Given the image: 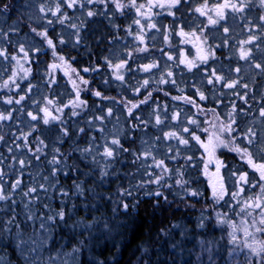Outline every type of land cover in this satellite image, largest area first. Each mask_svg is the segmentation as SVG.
Segmentation results:
<instances>
[{
	"label": "snow or ice",
	"instance_id": "obj_1",
	"mask_svg": "<svg viewBox=\"0 0 264 264\" xmlns=\"http://www.w3.org/2000/svg\"><path fill=\"white\" fill-rule=\"evenodd\" d=\"M256 7L262 14L251 17L249 13ZM201 17L204 20L197 22ZM119 19L127 23H116ZM165 20L169 22L165 23ZM104 25L111 34L104 31ZM57 26L61 28L60 32H55ZM237 26L246 29L247 39L237 42V62L234 64L231 55L222 59L216 56V52L236 46H230L229 41L233 39ZM24 27H27V32H22ZM50 30L55 33V41L49 35ZM121 31L124 36L119 35ZM89 36L94 38L97 46L107 43L108 47L101 50L99 62L91 60L89 67L77 70L72 67V62L76 60L71 55L72 51L83 49L87 56L95 55ZM34 37L40 39V45ZM128 37H131V43ZM173 39L178 41L175 46ZM217 40L220 42L216 43ZM161 41L169 49L168 52L156 47ZM187 45L195 48L196 54L192 58L183 51ZM262 45L264 0H219L211 7L207 0L195 5L193 0H21L14 9L0 0V72L7 74V79L0 82V88L9 92L13 88L17 90L14 95L4 96L3 103L11 110L0 111V123L13 121V113L23 109L22 102L30 100L36 106L35 113H26L30 118L26 125L28 131L18 128V134H12L13 146L7 147L11 155L5 157L0 153V203L7 205L0 210V216L7 217L0 220V245L13 244L24 264H84L82 257L85 252L94 250V245L89 248L90 244L107 234L126 232L128 223L120 216L129 214L130 205L124 199L117 203L108 218L94 216L89 221L77 217L72 228H79L84 238L77 240L70 252L64 251L62 246L55 257L49 255L45 259L44 253H51L50 245L56 243V229L76 216L77 205L72 202L73 199L96 197L98 194L88 182L96 181L102 185L110 174H115V165L120 162L121 154L129 153L133 156L132 163L140 165L137 171L143 169L149 180L121 189L124 196H131L134 187L143 188L145 183H154L169 192L176 186L183 193L181 201L200 198L211 203L213 209L226 206L229 212H215L214 216L202 214L196 227L206 232L213 220V228L216 225L226 226L221 231L226 232L227 243L231 245L227 249L231 259H226L224 264H264V83L257 79L264 81ZM58 46L60 51H57ZM9 47L12 52H9ZM65 49H68L67 56L61 54ZM49 51L51 63L41 59ZM171 51H176L177 56L171 55ZM105 52L106 55L103 54ZM239 61H243V66L239 65ZM41 64L44 65L43 84L49 92L53 91V86L60 87L56 73L63 71L70 85L66 102L55 93L51 98L43 95L42 106L40 100L33 99L39 87L31 80L41 75ZM214 64L220 67L212 66ZM33 65H36L35 74ZM80 71L97 74L104 90L91 88L92 81L81 76ZM105 73L111 79L106 78ZM185 73L193 79L185 81ZM141 75L145 78H138ZM22 84L25 86L21 87ZM113 86L120 99L105 94ZM162 86L176 90L179 94L171 96V100L191 106L196 110L193 117L199 114L204 117L203 121L182 113L175 104L169 112L168 104H161L153 97L154 92L163 91ZM202 88L207 89V94ZM218 89L231 93L228 97L230 106H224L228 110L223 117L215 107L203 106L206 102L218 107L222 105L225 93H218ZM187 91L193 94L189 96ZM258 91L259 106L253 111ZM125 92L133 98L128 99ZM82 93L94 98L92 106L82 99ZM164 95L168 97L170 93L164 92ZM97 100L100 103H96ZM237 100L241 102L239 108ZM146 107H152V111L144 119L138 113ZM65 109L69 110L70 117L82 118V114L89 117L84 120L85 127L75 128V140L69 131L72 126L62 119ZM117 112L125 114L126 128L117 130L120 122ZM112 118L116 124L106 131L105 122L110 123ZM201 123L206 126L201 128ZM166 127L168 131H164ZM150 128L160 135H151ZM197 130L203 136L197 134ZM88 131L97 135L87 136ZM136 133L142 134L140 149L130 152L123 146L121 136L125 142L135 143ZM41 136L53 145L52 159L47 161L51 166L49 176H41L45 183L28 187L23 192L25 169L32 165L33 160L39 162L42 155L47 159L44 150L49 145ZM84 136L87 143L80 146L79 139ZM97 136L100 142H97ZM30 137L33 142H30ZM66 141H71L69 148L61 151ZM0 143H7L3 134H0ZM221 149L234 153L243 162L242 167H229L217 155ZM25 155L30 158L25 159ZM73 157L78 163L73 162ZM181 158L183 165L169 168L166 161L179 163ZM5 160L11 163L5 164ZM209 164L214 166L215 172L211 174L214 179L210 182V197H205L202 191L192 187L196 183L195 178L185 179V174L197 171L198 166L203 165L201 174L208 176ZM149 168L153 172H149ZM70 173L75 174L78 181L72 185L74 193L71 196L58 183L61 174L68 176ZM80 176L85 179L79 180ZM9 179L11 183H8ZM169 179L173 180L172 184L167 183ZM18 189L24 198L19 202L14 199ZM49 189L59 193L62 207L53 210L43 205V212L34 213L33 204L39 202V196L33 194ZM146 195L156 198L157 203L153 205L156 209L162 207L161 199L168 207L175 203L169 202L163 191ZM99 198L104 199L103 196ZM68 203H71L70 209H67ZM21 206L22 216L16 211ZM82 206L89 208L88 204ZM135 206L131 205L132 208ZM117 209L124 211L117 214ZM230 213L240 217L239 223L231 218ZM25 228L31 229V236L27 239ZM187 231V226L180 223L161 228L159 235L165 238L164 243L158 249L138 245L140 254L136 256L135 264H181L178 257L186 251L182 241ZM174 233H179L182 241L172 242ZM198 244L196 264H218L219 242L202 236ZM112 259L115 262V257ZM0 264L4 261L0 260ZM88 264L102 262L94 260ZM183 264H192V261L186 260Z\"/></svg>",
	"mask_w": 264,
	"mask_h": 264
},
{
	"label": "trees",
	"instance_id": "obj_2",
	"mask_svg": "<svg viewBox=\"0 0 264 264\" xmlns=\"http://www.w3.org/2000/svg\"><path fill=\"white\" fill-rule=\"evenodd\" d=\"M3 2L7 3L10 8L14 9L15 5L21 2V0H3ZM207 2L208 5L211 6L212 4L219 2V0H207ZM199 3H203V0H193L194 5ZM260 14L262 13L259 11L258 7H256L254 11L249 13L251 17H256ZM12 18L15 19V15H13ZM203 20L204 18L201 17L197 22ZM168 22L169 21L165 20V23ZM116 23L124 25L125 23H127V21L123 19H119L116 21ZM33 26L35 27L36 25ZM103 27L106 33L111 34L110 30L107 28L106 25H104ZM27 31H28L27 27L22 28V32H27ZM60 31L61 28L57 26L55 32H60ZM49 35L55 41L56 39L55 33L50 30ZM96 35L99 36L100 34L96 33ZM119 35L124 36L125 33L121 31ZM34 39H36L37 44L40 45L41 43L40 39L35 37ZM65 39H67V37H65ZM93 39L94 38L92 36H89V43H91L92 51L95 53V55L89 57L87 56V54L84 52L83 49H81L79 52L72 51L71 55L76 57V60L72 62L73 68L77 70H81L84 67H89L91 60H95L96 62H99V58L101 56V50L108 47V45L107 43H104L97 46L93 42ZM159 39L160 38L158 37V40ZM245 39H247L246 29H243L241 26H237L233 34V39L229 41L230 46L232 45H236V46L230 47V49H226L223 52L218 50L216 52V56L223 59L225 56L231 55L233 57V62L235 64L237 62L236 53L238 52L237 42ZM128 42L131 43V37H128ZM219 42H220L219 40L216 41V43ZM177 43L178 41L176 39L172 40V44L174 46ZM156 47L164 48L166 52L169 51L167 46L164 45L162 41L158 43ZM184 49L189 54V56H193V57L195 56L196 54L195 48H193L192 45H187L184 47ZM57 51H60L59 46L57 48ZM9 52H12L11 47H9ZM61 54L67 56L68 49H65L63 52H61ZM103 54L106 55L107 53L105 52ZM41 59L47 61L48 63H51L52 57L50 51L47 56H44ZM161 63H163V61H161ZM209 63L211 64L212 62L210 61ZM239 65L243 66V61H239ZM212 66L217 68L220 67L219 64H214ZM32 67H33V72L35 74L36 65H33ZM182 67L183 66H181V69ZM174 71L176 70L174 69ZM43 72H44V65L41 64L40 65L41 75L36 76V78H32L31 80L33 85H38L39 87V91L36 92V94L33 96V99L40 100L42 106L43 95H48L51 98L53 93H55L58 97L64 99L66 102V99L68 98L67 94L70 91V85L67 84V78L64 77L63 71H57L56 78L60 83V87L56 88L55 86H53L52 92H49L46 86L43 84V78H42ZM80 75L83 76L85 79L92 81L90 85L91 88H98L101 91L104 90L101 87L100 77L97 74H89L80 71ZM105 77L111 79L110 77L107 76L106 73H105ZM138 78L142 79L145 77L141 75ZM2 79H7V74L0 72V82H2ZM183 79L185 81H189L193 79V77L185 73ZM257 79L258 82L264 83V81H259V78ZM24 86H25L24 84L21 85V87ZM181 86L183 87V84H181ZM162 87H163V91L159 93H155V92L153 93V97L159 103L168 104L169 112L173 110V104H175L177 109L182 110V113H187L189 117H193V113L196 111L194 108L188 105H184L183 102L181 101L173 102L171 100V96H176L179 94L176 90L168 86H162ZM14 89L15 88H13L11 92H9L7 89L0 88V111L7 112L11 110V107H5L3 103V98L5 95H14V93L17 91V90L14 91ZM202 90L205 91L207 94L206 88H202ZM141 91L143 92V90ZM164 92H169L170 96L166 97L164 95ZM217 92L225 93L222 105L218 107L214 103L206 102L203 106L205 108L215 107L217 111L220 113V115L223 117L226 111L228 110L224 106L225 105L230 106V101L228 97L231 95V93H229L225 89H218ZM105 94L116 96L117 99H120V97L116 95L115 86H113V88L107 91ZM192 94L193 93L191 91H187V95L191 96ZM124 95L127 96L128 99L133 98L132 95H130L128 92H125ZM140 98L142 99L143 96H141ZM259 98L260 97L258 91L257 103H253V109H252L253 111H255L259 106L258 104ZM82 99H86L89 103V106H92L94 98L90 94L82 93ZM249 102L252 103V101ZM22 103H23V109L22 111H17L13 113L15 117L13 121L0 123V134L5 135L7 139L6 144L0 143V153H2L3 156L5 157L11 155L7 152V147L13 146L12 134L13 133L18 134L17 131L18 128L22 129L23 131H28L26 125L30 118L26 116V113L28 111H33L35 113L36 111V106L32 104L30 100L27 101L26 103L25 102ZM96 103H100V102L97 100ZM240 103H241L240 101L238 100L236 101L238 108L240 107ZM152 107H154V105ZM152 107L143 108V110L140 113H138V115H141L144 119H147L152 111ZM99 114L100 113H97V115ZM116 115L120 117V122L117 125V130L126 128L127 124L125 122V114L121 112H117ZM88 118H89L88 116H83V114H82V118L70 117L69 110L65 109V114L63 115L62 119L66 120L68 124L72 126L70 127L69 131L73 134V140L76 139L75 128L85 127L84 120ZM193 118L199 119L201 122L204 119V117L200 116L199 114H197ZM182 119H183V115H182ZM113 124H116V120L114 118L111 119L110 123L106 121L105 122L106 131L112 129ZM205 126L206 125L201 123V128ZM149 132L151 135H160L159 132H153L151 128L149 129ZM197 134L203 136V134L199 130H197ZM37 135H40V133H37ZM93 135H97V133L93 131L87 132V136H93ZM141 135H142L141 133H136L137 139L135 143L125 142L123 136H121V142L125 148H128L130 150V152L139 151ZM41 138L45 139V143L49 145V147L44 150L47 153V159H45V157L42 155L39 162L33 160L32 165L25 169L24 175L22 177L23 192H26L28 190V187H32L40 183H45V181L41 178V176L44 177L49 176L51 166L48 165L47 161H50L52 159L51 149L53 145L44 136H41ZM30 142H33L31 137H30ZM97 142H100L99 136H97ZM70 143L71 141H66L63 147H61V151H65L66 149H68ZM86 143H87L86 136L81 137L79 139L80 146H84ZM56 146L60 147V145H56ZM197 155H199V153H197ZM217 155L222 160H224L229 165V167H236V168L242 167L243 162L240 161V159L234 153L228 152L226 149L219 150ZM24 158L29 159L30 156L25 155ZM132 161H133V156L131 154L122 153L120 156V162L115 165V174H110L109 177L105 179L102 185H98L96 181L88 182L89 187L93 188L98 195L94 198L90 197L87 200L75 199V198L73 199L72 202H74L77 205L76 216L73 217V219L68 220L66 225H62L56 229V235L54 237L56 243L50 245V247L52 248L51 253L45 251L44 253L45 259H47L49 255L55 257L57 252L61 250L62 246L64 251L70 252L72 247L76 244V241L84 238L83 235H80L79 228H76L75 230H73L72 228V225L75 223V219L77 217L86 218L89 221H91L94 216L98 218L100 217L108 218L112 216L113 210L116 209L117 203L121 201V199H124V201L129 203L130 205L129 214L127 216H120L121 220H125L128 223V228L126 232H121L120 234H116V233L107 234L106 236H102L101 239H99L98 241H94L93 244H90L89 248H93L94 245V250L85 252L84 256L82 257V259L84 260V264H88L89 261H94V260H99L102 262V264H135L136 256L140 254L137 251L138 245L155 247L158 249L160 245L165 241V238L159 235V230L161 228H168L173 223H180L181 225H186L188 229V231L185 233V238L183 239V241L179 233L173 234L174 240L172 242L182 241L183 248L186 249V251H184L183 254L180 257H178L181 264H183V262L186 260H190L192 261V264H196V254L199 252L198 241L202 236L207 237L210 241L213 238H215L219 242V247L217 250L218 264H224L226 259L230 260L231 258L228 256L227 249L230 248L231 245L227 243L226 232L221 231V228H226V226L216 225L215 228H213V224L215 223L213 220L211 224H208V230L206 232H201V230L196 227L197 220L202 214L204 216H214L215 212H219V211L229 212V209L226 206L225 207L217 206L215 209H213L211 203L207 202L205 199H200V198H196V199L185 198L183 201H181L180 197L183 196V193L180 192L176 186H174L172 191L169 192L166 189L158 188L157 185L154 183L152 184L145 183L143 188L134 187L132 188L131 196H124L123 193L120 191L121 189H128L130 185H138L142 180L143 181L149 180V176L143 174V169H140V172L137 171V169L140 167L139 163L137 162V164L134 165ZM73 162L78 163L75 157H73ZM166 162L168 163L169 168L179 167L183 165L182 158L179 160V163L175 161H171V162L166 161ZM9 163H11L10 160H5V164H9ZM149 163H151V161H149ZM79 166L81 168H84L82 164H80ZM202 169H203V165H199L197 171H191L190 173H186L185 179L195 178L196 183H194L192 187L197 188L199 191H202L205 197H210V191H211L210 183L207 176L201 174ZM84 170L88 171V169H84ZM148 171L153 172V169L149 168ZM155 171L158 173V170ZM129 174H134V175H129ZM84 179H85L84 176L79 177V180H84ZM74 181L78 182L75 174L70 173L68 176H64L61 174L59 176L58 183L60 186L63 187L65 191H68L71 196L74 193V189L72 188ZM8 183H11V179L8 180ZM53 183H56V181H53ZM167 183L172 184L173 180L169 179L167 180ZM158 190L163 191V194L168 197L169 202L175 201V203H172V206L168 207V205L164 204L163 200L161 199L160 203L162 207L159 209L154 208L153 205L157 203L156 198L152 196H148L146 194ZM173 193H176L177 195H173ZM33 196H39V202L33 204L32 210L34 213L43 212V205H47L50 209L53 210H58L59 208L62 207L59 193L58 192L54 193L51 189H49L47 192H44L42 190L38 191V193L33 194ZM100 196H103L104 199L101 200L99 198ZM14 199L18 202L24 199L20 189L16 191ZM84 204H88L89 208L85 209L82 206ZM133 204L136 205L134 208L131 207V205ZM189 205H192V207H189ZM6 207L7 205L0 203V210L5 209ZM70 208H71V203H68L67 209ZM16 211L19 212L21 216L23 215L22 206L17 208ZM123 211H124L123 209H117V214ZM44 214L47 215L48 213H44ZM6 218H7L6 216H0V220ZM231 218L235 219L237 223H239L240 221V217L231 216ZM24 231H25V239H27L28 236H31V229L25 228ZM84 235H87V233H85ZM222 236L224 237V239H220ZM117 249H119V251H117ZM113 257H115V262H113L112 259ZM204 259L205 261L207 260L206 255ZM0 260H3L4 264H7L8 261H10L11 264H24L23 259L20 257L18 251L16 250L13 244L0 245Z\"/></svg>",
	"mask_w": 264,
	"mask_h": 264
},
{
	"label": "rangeland",
	"instance_id": "obj_3",
	"mask_svg": "<svg viewBox=\"0 0 264 264\" xmlns=\"http://www.w3.org/2000/svg\"><path fill=\"white\" fill-rule=\"evenodd\" d=\"M212 5H214V4H212ZM211 5V6H212ZM211 6H209V7H211ZM183 51L188 55V57L189 58H192L193 56H189V54L185 51V49L183 48ZM171 55H173L174 57L175 56H177V52L176 51H173V52H171L170 53ZM16 89H14V91H15ZM164 130L165 131H168L169 130V128H164ZM176 131H178L179 130V128H176L175 129ZM217 154H218V152H217ZM208 172H209V175L207 176V178H208V180H209V183L214 179V177L211 175L212 173H214L215 172V168H214V166L212 165V164H209V166H208ZM230 259V258H229Z\"/></svg>",
	"mask_w": 264,
	"mask_h": 264
}]
</instances>
